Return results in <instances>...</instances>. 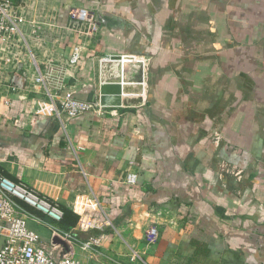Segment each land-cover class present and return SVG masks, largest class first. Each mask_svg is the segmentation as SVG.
Wrapping results in <instances>:
<instances>
[{
	"label": "crops",
	"instance_id": "0c3cea01",
	"mask_svg": "<svg viewBox=\"0 0 264 264\" xmlns=\"http://www.w3.org/2000/svg\"><path fill=\"white\" fill-rule=\"evenodd\" d=\"M24 1L53 24L37 47L41 58L64 59L80 42L67 30L71 6L97 17L98 36L68 79L76 97L99 100L103 54L137 62L125 68L124 104L104 115L86 111L61 123L33 93L0 105V170L78 219L108 221L101 233L75 229L81 238L102 234L104 252L74 247L76 257L264 264V0ZM130 170L135 185L122 181ZM39 216L29 226L41 243L66 254L51 239L52 220ZM151 224L159 237L147 246Z\"/></svg>",
	"mask_w": 264,
	"mask_h": 264
},
{
	"label": "built area",
	"instance_id": "2783aa9c",
	"mask_svg": "<svg viewBox=\"0 0 264 264\" xmlns=\"http://www.w3.org/2000/svg\"><path fill=\"white\" fill-rule=\"evenodd\" d=\"M68 14L70 25L67 30L75 34L80 42L74 45L64 59L49 55L41 58L37 47L42 46L43 34L53 24L42 19L33 2L28 4L24 0H0V105H9L16 95L33 93L36 95V105L43 104L44 112L56 117L61 123L86 111L105 114L108 107L100 105L99 100L89 101L76 97L68 83L72 76L71 70L79 64L85 45L96 40L100 23L92 11L83 7L71 6ZM113 55L103 54L100 62L111 61ZM116 55L121 57L120 62L125 68L128 64L137 63L127 60L122 54ZM14 76L23 80L20 86L14 84ZM123 82L128 81L124 78ZM136 83L141 91L138 96L142 97L146 84L142 71ZM122 181L127 185H135L138 175L130 170ZM39 214L52 220L48 225L51 239L58 236L69 245L66 254L55 255L49 251L41 243L40 235L29 226L30 221L36 224L43 222ZM62 218L63 211L58 205L25 184L13 181L0 170V264H89L76 257L74 247L92 255L104 254L100 250L102 234L81 238L74 231L97 230L101 233L108 221L81 215L76 227L65 230L58 225ZM158 237L159 227L156 224L148 225L143 231L147 246L153 245ZM52 245L53 249L58 247L54 243ZM130 252L131 257H139L136 250L131 249ZM111 260L114 264H125Z\"/></svg>",
	"mask_w": 264,
	"mask_h": 264
},
{
	"label": "water",
	"instance_id": "95a60500",
	"mask_svg": "<svg viewBox=\"0 0 264 264\" xmlns=\"http://www.w3.org/2000/svg\"><path fill=\"white\" fill-rule=\"evenodd\" d=\"M119 55H113L111 61H101L99 66V102L100 105L106 107H119L124 104L126 98L123 97L128 93L127 87L124 84L126 74L125 67L120 62ZM54 242L68 245L58 236L53 238Z\"/></svg>",
	"mask_w": 264,
	"mask_h": 264
},
{
	"label": "trees",
	"instance_id": "16d2710c",
	"mask_svg": "<svg viewBox=\"0 0 264 264\" xmlns=\"http://www.w3.org/2000/svg\"><path fill=\"white\" fill-rule=\"evenodd\" d=\"M61 209L63 211V218L59 222V225L65 230H70L76 224L78 215L65 207H61Z\"/></svg>",
	"mask_w": 264,
	"mask_h": 264
}]
</instances>
